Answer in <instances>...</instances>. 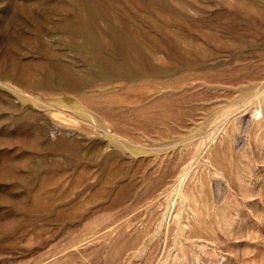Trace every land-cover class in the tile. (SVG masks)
<instances>
[{"label":"rangeland","instance_id":"374dc122","mask_svg":"<svg viewBox=\"0 0 264 264\" xmlns=\"http://www.w3.org/2000/svg\"><path fill=\"white\" fill-rule=\"evenodd\" d=\"M0 264H264V0H0Z\"/></svg>","mask_w":264,"mask_h":264}]
</instances>
